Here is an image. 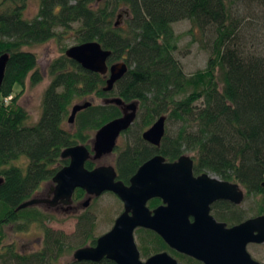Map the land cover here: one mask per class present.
I'll return each mask as SVG.
<instances>
[{
    "label": "trees",
    "instance_id": "1",
    "mask_svg": "<svg viewBox=\"0 0 264 264\" xmlns=\"http://www.w3.org/2000/svg\"><path fill=\"white\" fill-rule=\"evenodd\" d=\"M92 3L94 0H40L38 13L30 20L22 15L26 0H3L0 5V56L8 54L0 87V202L7 208L0 219V247L5 225L21 232L32 224L42 227L37 208L17 212L16 208L68 164L61 158L63 149L78 144L89 149L86 132L97 131L121 115L114 104H92L75 117L74 133L65 129L73 100L107 96L102 90L104 76L83 70L65 55L49 64L50 83L43 94L39 120L28 125L27 112L17 105L19 95L14 88H22L31 72L32 85L42 81L36 56L24 48L46 43L59 36L57 29L73 30L74 24L78 25L73 32L76 44L96 41L110 51L108 64L126 63L127 73L109 95L126 104L138 103L136 119H140L141 130L160 116L178 126L174 135L165 127L158 148L145 142L141 134L128 138L116 157L117 179L128 184L137 169L155 155L168 162L188 155L195 175L211 174L239 184L245 197L260 196L258 215H264V56L249 54L239 45L231 0H104L100 8ZM118 5L128 12L125 29L112 22ZM183 20L201 31L214 28L216 33L206 67L191 75L182 71L174 55L177 40L172 24ZM10 96L6 104L4 100ZM23 157L28 161L15 165ZM85 166L91 170L96 164L87 161ZM84 195L78 189L74 199L79 201ZM157 203L154 200L150 206ZM213 212L228 226L244 221L231 203L220 202ZM93 221L80 215L76 226L79 239L90 241L91 246L96 242L91 233ZM137 231L146 238L140 236L139 240L144 256L149 254L148 242L155 244L156 254L169 251L185 264H200L169 250L153 232ZM43 235L41 252L29 257L14 254L20 264H55L66 254L65 235L48 228ZM95 264L115 263L103 260Z\"/></svg>",
    "mask_w": 264,
    "mask_h": 264
},
{
    "label": "water",
    "instance_id": "2",
    "mask_svg": "<svg viewBox=\"0 0 264 264\" xmlns=\"http://www.w3.org/2000/svg\"><path fill=\"white\" fill-rule=\"evenodd\" d=\"M128 15V12L125 11ZM118 27V22L115 23ZM65 57L74 61L83 70L106 78L103 92L110 93L115 84L127 73L126 63H109L110 51L96 41L76 44L65 50ZM8 54L0 56V87L5 75ZM106 104L118 106L122 115L101 126L95 133L92 148L78 144L63 149L62 159L68 165L60 169L51 182L52 199L32 198L16 208V212L42 204L54 207L72 205L76 190L84 191L88 198L104 193L116 195L123 204V212L113 227L96 239L94 246L78 248L73 259L78 262L100 263L109 260L115 264H180L167 252L154 254L145 261L140 259L134 232L138 229L156 233L165 244L179 254L193 258L203 264H262L254 260L247 251L250 244H264V215L227 227L211 215V206L216 201H228L239 206L245 192L239 184L221 181L207 173L194 176L193 160L188 155L174 162L155 155L144 162L129 179V185L118 180L112 165L87 169L85 164L97 162L113 153L119 136L127 131L136 119L138 103H124L113 97ZM91 102L75 104L67 117L68 124L75 122L81 111ZM166 117L160 116L142 133V139L158 148L165 134ZM2 180L0 179V184ZM49 195V196H50ZM159 198L162 205L148 209L151 199ZM135 230V231H134Z\"/></svg>",
    "mask_w": 264,
    "mask_h": 264
},
{
    "label": "rangeland",
    "instance_id": "3",
    "mask_svg": "<svg viewBox=\"0 0 264 264\" xmlns=\"http://www.w3.org/2000/svg\"><path fill=\"white\" fill-rule=\"evenodd\" d=\"M104 0H94L92 7H102ZM3 0H0V5ZM40 0H26V8L23 10L24 18L30 20L33 19L39 10ZM232 5V16L235 19L238 29L237 41L239 45H242L246 52L254 54L255 56H264V0H231ZM0 6V10H1ZM114 16L112 19L113 23L118 22L119 28L126 27L125 19L128 18L126 7L118 5L114 9ZM78 28L77 24L73 25V30L64 31L59 28L56 30L58 37L42 44H34L29 47H25L24 50L34 54L37 58V70L42 76V81L37 85H32L30 82V75L26 77L24 86L14 88V94H18L17 105L23 108L29 116L27 119L28 125L35 124L41 116V106L43 94L50 83V77L48 74L49 64L64 55V51L69 47L76 45V38L73 32ZM172 29L177 40V49L174 53L175 58L181 63L185 74L191 75L197 71H200L206 67L207 61L211 51L212 42L216 36L214 28H208L205 31L193 28V25L188 20H183L172 24ZM239 47V46H238ZM120 62V61H118ZM107 93L106 97L99 98L97 96H90L84 100L75 99L72 101L71 107L81 102H91L94 105H103L107 100L113 98V95ZM11 96L4 100L6 104L10 102ZM166 131L169 135L176 133L178 126L173 122L166 121ZM140 119L138 118L133 125L131 132L128 136H121L117 140V151L113 152L108 156L101 158V160L95 162L97 166H115L116 157L119 153L125 149L128 138L132 135L141 134L143 130L140 128ZM76 127L75 123L70 125L65 121V129L72 132ZM74 133V131H73ZM96 131L86 132L90 139L87 143L89 149L92 148L94 136ZM128 140V141H127ZM190 155V154H189ZM28 160L23 157L15 165L22 166ZM53 183L51 181L44 182L40 188L36 191L32 198L44 197L50 190ZM87 195H84L79 201H75L73 206L74 209L67 214L62 213L59 210H53L46 208V206H36L40 212L43 223L40 225L32 224L28 227L26 232L17 231L14 226L5 225L3 227V241L0 247V264H20L14 257V254L20 257L32 256L41 252L44 245V228L50 229L54 233H61L66 237V254L58 259L55 264H68L73 261L74 252L78 248L89 246V242H82L79 239V232L76 230L78 217L85 215L94 219V230L92 236L97 239L101 235L109 231L113 225L114 220L123 211V205L118 198L112 193H104L98 198H92L91 203L88 207L82 206L83 201H86ZM261 202L260 196H249L245 197L244 201L237 206V210L243 215V220L252 218L258 215V207ZM34 207V206H32ZM31 208V207H29ZM7 208H5L0 202V219L3 218ZM25 212V211H24ZM26 214L28 213L25 212ZM23 213V214H25ZM50 217V218H49ZM139 230V229H138ZM135 231V230H134ZM139 231L134 232L135 243L140 252V259L145 261L147 257L154 254L155 244H145L148 247V256L143 255L142 243ZM248 253L254 260L264 264V245H249L247 247ZM173 256L180 264H185L178 257L174 256L171 252L167 251ZM73 254V255H72ZM31 264V263H30ZM33 264V263H32Z\"/></svg>",
    "mask_w": 264,
    "mask_h": 264
},
{
    "label": "flooded vegetation",
    "instance_id": "4",
    "mask_svg": "<svg viewBox=\"0 0 264 264\" xmlns=\"http://www.w3.org/2000/svg\"><path fill=\"white\" fill-rule=\"evenodd\" d=\"M98 1V0H97ZM127 11V10H126ZM125 12V11H124ZM121 115H122V111H121ZM137 119H135L134 120V122L132 123V125L129 127V129L128 130H130V129H132V127H133V125L135 124V121H136ZM148 129V128H147ZM147 129H145V130H147ZM127 130V131H128ZM144 130V131H145ZM127 131H125V132H127ZM143 131V132H144ZM124 132V133H125ZM142 132V133H143ZM124 133H122L119 137H121V136H123V134ZM142 133H141V135L140 136H142ZM151 146V145H150ZM116 149V148H115ZM115 151V150H114ZM113 151V152H114ZM113 154V153H112ZM63 160H67L68 161V163H69V160L68 159H63ZM89 161H91V160H89ZM93 162V161H92ZM168 162V161H167ZM95 163V162H94ZM68 165V164H67ZM66 166V165H65ZM95 167H97V165L95 166ZM94 167V168H95ZM114 168H115V166H113ZM62 169V168H61ZM116 170V169H115ZM193 172H194V170H193ZM201 174H204V173H200V174H196L195 175V173H194V176L195 177H198V176H200ZM208 175H210V176H212V177H216V178H218L217 176H213V175H211V174H208ZM219 179V178H218ZM219 180H221V179H219ZM221 181H223V180H221ZM126 185H129V182H128V184H126ZM52 187V186H51ZM50 191H51V188H50V190L47 192V194L44 196V197H38V198H40V199H52V197H53V195L51 194L50 195ZM77 191V190H76ZM76 191H75V193H76ZM82 191V190H81ZM84 192V191H83ZM245 192V191H244ZM75 193H74V195H73V199H72V205L70 206V207H65L64 205H62V204H57L56 206H54V207H50L49 205H47V204H42L43 206H46V208H51V209H53V210H59V211H62V213H65V214H67L68 212H71L73 209H74V206H73V204H74V202L76 201L75 199H74V196H75ZM84 194L86 195V193L84 192ZM50 195V196H49ZM114 195V194H113ZM116 196V195H115ZM117 197V196H116ZM118 198V197H117ZM119 199V198H118ZM154 200H156L158 203L157 204H155L153 207H151L150 206V204H151V202H153ZM120 201V200H119ZM121 202V201H120ZM220 202H226V203H229L228 201H216V202H214L212 205H210L211 206V215L214 217V219L217 221V222H219V223H224L223 221H221V220H219L217 217H216V215L214 214V212H213V207H214V205H216V204H218V203H220ZM83 203H84V201H83ZM83 203H82V205H83ZM90 203H91V201H90ZM122 203V202H121ZM162 200L161 199H159V198H154V199H151L150 201H148V203H147V206H148V209H151V210H153L154 208L156 209V207H158V206H161L162 205ZM123 205V204H122ZM37 206H39V205H37ZM41 206V205H40ZM89 206V205H88ZM34 207H36V206H34ZM123 212V211H122ZM121 212V213H122ZM258 216H261V215H258ZM255 217H257V216H255ZM253 218V217H252ZM117 219V218H116ZM248 219H250V218H248ZM247 220V219H246ZM245 221V220H244ZM244 221H242V222H244ZM241 222V223H242ZM115 223V222H114ZM226 224V223H225ZM240 224V223H239ZM226 226L227 227H232V226H228L227 224H226ZM142 230H145V229H142ZM146 231H150V230H146ZM150 232H152V231H150ZM154 233V232H153ZM154 234H156V233H154ZM157 235V234H156ZM158 236V235H157ZM159 237V236H158ZM160 238V237H159ZM160 240H161V238H160ZM163 241V240H162ZM164 242V241H163ZM165 243V242H164ZM250 245H256V244H250ZM264 244H262V246H263ZM89 246H91V245H89ZM249 246V245H248ZM169 248V247H168ZM169 250H170V248H169ZM171 251H173V250H171ZM164 252H167V251H164ZM173 252H175V251H173ZM159 253H161V252H159ZM175 253H177V252H175ZM154 254H156V253H154ZM154 254H152V255H154ZM169 254V253H168ZM177 254H179V253H177ZM152 255H150V256H152ZM179 255H182V254H179ZM149 256V257H150ZM172 256V255H171ZM182 256H185V255H182ZM149 257H147V258H149ZM173 257V256H172ZM185 257H187V256H185ZM188 258H190V257H188ZM190 259H192V260H195V259H193V258H190ZM195 261H197V260H195ZM198 263H200V264H203L202 262H199V261H197Z\"/></svg>",
    "mask_w": 264,
    "mask_h": 264
}]
</instances>
